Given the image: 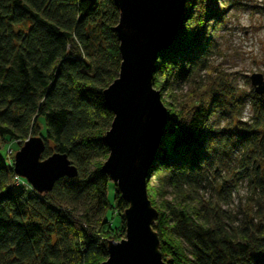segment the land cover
<instances>
[{
	"label": "trees",
	"instance_id": "1",
	"mask_svg": "<svg viewBox=\"0 0 264 264\" xmlns=\"http://www.w3.org/2000/svg\"><path fill=\"white\" fill-rule=\"evenodd\" d=\"M217 2L187 0L153 79L170 98L148 183L167 264H264V98L254 90L236 98L210 64L211 31L238 4ZM118 22L114 0H0V142L40 136L43 159L67 154L79 171L50 193H27L0 158V264H101L108 241L125 236L128 204L119 191L110 202L113 183L102 171L114 120L103 92L122 62ZM181 85L189 90L176 93ZM245 98L253 115L241 120ZM228 101L230 124L215 127L211 118ZM242 180L249 195L234 222L223 203ZM112 210L119 232L105 218Z\"/></svg>",
	"mask_w": 264,
	"mask_h": 264
},
{
	"label": "water",
	"instance_id": "2",
	"mask_svg": "<svg viewBox=\"0 0 264 264\" xmlns=\"http://www.w3.org/2000/svg\"><path fill=\"white\" fill-rule=\"evenodd\" d=\"M119 11L115 32L121 68L118 78L104 90L114 114L104 140L109 156L102 171L128 204L123 213L125 237L108 241V259L101 264H167L155 230L159 217L149 197V173L163 133L168 110L153 85L160 54L175 42L187 0H114ZM257 95L264 98V76L250 77ZM42 137L27 139L15 155L14 172L38 194L50 193L56 182L78 176L67 154L46 159Z\"/></svg>",
	"mask_w": 264,
	"mask_h": 264
},
{
	"label": "rangeland",
	"instance_id": "3",
	"mask_svg": "<svg viewBox=\"0 0 264 264\" xmlns=\"http://www.w3.org/2000/svg\"><path fill=\"white\" fill-rule=\"evenodd\" d=\"M237 3L236 6L229 8L223 16L222 28H215L211 31L212 48L210 49L211 57L209 61L213 69L222 73L225 83L234 90L235 97L241 98L243 95L249 94L251 90H254L250 81V77L254 73H261L264 76V12L261 10L264 8V0H238ZM225 5L224 0H218L217 6L220 9ZM206 79L207 74L204 72L200 80H197V86L201 85L200 83H203ZM154 88L160 91L162 101L170 100L167 91L162 92L155 86ZM187 90H189L188 85H181L176 90V93H186ZM227 99L230 100V96H227ZM171 100L174 103L173 99ZM229 103L228 101L224 109L229 107ZM243 103L245 105L239 119L248 120L253 115L251 102L248 98H245ZM166 108L168 110L169 107L166 106ZM231 111L232 109L230 108L226 109L225 114H222L220 110L215 111L211 118V124L215 127L229 125ZM23 144L24 142L18 143L16 141L0 142V158L5 159L14 166L15 155ZM105 161H102L103 164ZM233 168L232 166L230 169ZM28 184L24 178H17L16 185L18 188L31 193L32 188ZM115 191H118V188L112 184L109 192V200L112 204L114 203ZM207 195H211L210 190H208ZM248 195V182L247 180H242L232 192L231 197L223 203V209L230 214L234 222L241 218L242 207ZM155 204L157 205L158 203L156 202ZM105 218L115 232L120 231L123 225L118 213L113 210L109 211ZM118 235H114L116 241H120ZM168 248L171 250L167 246Z\"/></svg>",
	"mask_w": 264,
	"mask_h": 264
}]
</instances>
